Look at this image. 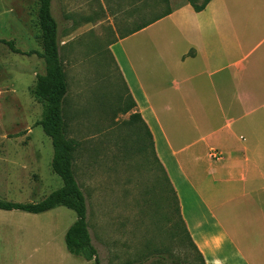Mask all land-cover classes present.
<instances>
[{"label":"crops","instance_id":"0c3cea01","mask_svg":"<svg viewBox=\"0 0 264 264\" xmlns=\"http://www.w3.org/2000/svg\"><path fill=\"white\" fill-rule=\"evenodd\" d=\"M155 1L161 0H51L50 6L92 11L101 17L96 25L105 15L170 11L134 32L136 24L125 30L120 19L121 33L109 43L134 101L127 113H139L150 130L205 264H264V0H209L199 11L187 0L164 7ZM19 3L26 11L38 8L37 0ZM20 156L38 170L52 169V158L43 163L37 149ZM58 207L28 212L31 231L49 238L40 255L56 245V226L43 216ZM80 258L72 264H94Z\"/></svg>","mask_w":264,"mask_h":264},{"label":"rangeland","instance_id":"374dc122","mask_svg":"<svg viewBox=\"0 0 264 264\" xmlns=\"http://www.w3.org/2000/svg\"><path fill=\"white\" fill-rule=\"evenodd\" d=\"M52 14L68 82L64 117L68 135L79 141L73 170L86 198L88 228L101 263L200 264L145 127L139 121L132 128L126 123L130 97L109 43L121 33L120 19H125V30L137 24L133 11L130 17L105 15L98 25L96 18L101 17L92 11L55 9ZM0 38L13 40L22 51H41L37 9L26 11L19 0H0ZM42 72V58L13 52L0 42V197L6 200L36 202L62 184L50 167L41 164L38 170L20 156L37 149L43 163L52 158L51 139L37 124L42 105L30 91L36 73ZM110 126L111 140L104 143ZM31 215L0 210V264L80 263L64 243L65 230L76 218L73 210L59 206L43 216L56 226L57 242L51 243L49 256L39 254L47 250L49 238L31 231Z\"/></svg>","mask_w":264,"mask_h":264},{"label":"trees","instance_id":"16d2710c","mask_svg":"<svg viewBox=\"0 0 264 264\" xmlns=\"http://www.w3.org/2000/svg\"><path fill=\"white\" fill-rule=\"evenodd\" d=\"M50 2L51 0H37V17L41 36V51L37 49L22 51L14 45L13 40H7L4 38H0V42L7 44L13 52H22L26 55L36 54L44 61V72L36 73L35 80L30 88V91L42 105L41 118L37 121V124L42 126L44 133L51 139L53 148L51 167L52 170L60 177L62 185L36 202H19L6 200L0 197V210H21L39 213L56 206H64L73 210L76 214V219L65 232L64 242L66 249L75 256H80L87 260L93 259L94 264H101L97 255V249L92 243L88 228L86 198L80 188L73 170L75 153L77 151L79 141L68 135V123L64 117V115L66 116V112H64V106L66 107V105L64 104L66 103L68 82L66 79L63 61L61 60L59 54L60 40L58 34V23L52 14ZM160 2L165 3L167 0L155 1V4ZM187 2L194 8V10L199 11L206 6L209 0H187ZM169 12L170 11H161L155 13V11H151V14L149 13L150 15H144L142 11H136L137 24L135 25V29H132L131 32L140 30ZM133 105L134 101L130 97V105L125 109L124 113L133 107ZM129 117L130 118L126 123L128 126H131L130 128L136 125L137 121L145 127L151 140L153 158L161 166L165 180L169 183V188L173 192L176 201L177 196L172 184L170 183L164 167L155 154L154 143L150 130L142 120L139 113H132ZM112 130V126L107 129L108 133L104 134V138H106V140H103L102 142L106 143L111 140ZM117 133H119V131ZM113 139L114 138H112V140ZM175 209L177 212L179 211L178 203ZM181 220L183 222L182 218ZM183 225L186 229L184 222ZM186 235L190 245L199 257L200 264H205L202 255L198 252L196 246L192 242L187 229ZM125 264L136 263L126 262Z\"/></svg>","mask_w":264,"mask_h":264},{"label":"built area","instance_id":"2783aa9c","mask_svg":"<svg viewBox=\"0 0 264 264\" xmlns=\"http://www.w3.org/2000/svg\"><path fill=\"white\" fill-rule=\"evenodd\" d=\"M210 154H211L212 156L216 157V158L219 156L218 153H217L216 151H213V152L211 151ZM216 154H217V155H216Z\"/></svg>","mask_w":264,"mask_h":264}]
</instances>
